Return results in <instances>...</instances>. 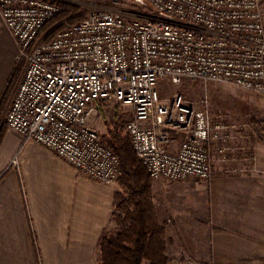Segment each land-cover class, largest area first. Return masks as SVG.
I'll use <instances>...</instances> for the list:
<instances>
[{
	"label": "built area",
	"instance_id": "obj_1",
	"mask_svg": "<svg viewBox=\"0 0 264 264\" xmlns=\"http://www.w3.org/2000/svg\"><path fill=\"white\" fill-rule=\"evenodd\" d=\"M135 3L148 12L95 10L46 37L41 32L60 13V0H0V15L26 60L5 125L88 177L112 184L120 175L118 157L90 119L101 103L129 106L124 128L152 180H207L208 145L228 150L229 125L212 122L207 110L179 93L162 100L158 84L164 78L173 84L215 81L264 94L259 1ZM178 136L172 152L168 145ZM11 164L18 168L17 156Z\"/></svg>",
	"mask_w": 264,
	"mask_h": 264
},
{
	"label": "crops",
	"instance_id": "obj_2",
	"mask_svg": "<svg viewBox=\"0 0 264 264\" xmlns=\"http://www.w3.org/2000/svg\"><path fill=\"white\" fill-rule=\"evenodd\" d=\"M24 66L0 15V264H99L98 241L112 225L114 186L4 124ZM176 138L168 145L172 152ZM224 144L225 152H218V143L208 145L209 179L152 182L171 262L264 264V136L231 133ZM14 156L18 168L11 164Z\"/></svg>",
	"mask_w": 264,
	"mask_h": 264
},
{
	"label": "rangeland",
	"instance_id": "obj_3",
	"mask_svg": "<svg viewBox=\"0 0 264 264\" xmlns=\"http://www.w3.org/2000/svg\"><path fill=\"white\" fill-rule=\"evenodd\" d=\"M258 1L262 15H264V0ZM64 2L76 5L78 10L60 19L56 16L51 22L45 25L41 35L51 37L65 24L77 22L87 13L95 10L121 13L137 11L145 14L148 12L144 4H137L133 0H60V7ZM76 16L78 19L70 22L69 19ZM21 59L24 60L26 65V60L24 58ZM158 90L162 100L167 101L172 95L179 93L196 107L207 110L212 122L222 121L229 125L227 129L228 135L233 133L239 138L250 136L256 139L264 136V94L215 81L186 79L180 84H173L168 78L161 80L158 84ZM6 109L7 106H5V112ZM131 117L132 110L129 106H123L113 102L101 103L91 117L90 124L96 128L102 139L112 129H117L123 136L128 137L124 126ZM2 121H4V116ZM175 140L179 141L180 137L178 136ZM24 141L26 140L24 139ZM120 177L121 175H119L118 179ZM117 180L112 184H108L114 186V194L121 191L118 187ZM106 230L114 232L115 222L113 220L112 225L104 231Z\"/></svg>",
	"mask_w": 264,
	"mask_h": 264
},
{
	"label": "trees",
	"instance_id": "obj_4",
	"mask_svg": "<svg viewBox=\"0 0 264 264\" xmlns=\"http://www.w3.org/2000/svg\"><path fill=\"white\" fill-rule=\"evenodd\" d=\"M78 10L77 6L62 3L58 19ZM78 17H72L70 22ZM0 105V114L3 112ZM103 142L119 160L121 191L114 194L112 220L114 232L102 231L98 241L99 264H171L166 254L165 227L155 213L152 178L137 158L127 136L112 129Z\"/></svg>",
	"mask_w": 264,
	"mask_h": 264
},
{
	"label": "water",
	"instance_id": "obj_5",
	"mask_svg": "<svg viewBox=\"0 0 264 264\" xmlns=\"http://www.w3.org/2000/svg\"><path fill=\"white\" fill-rule=\"evenodd\" d=\"M135 1H139V2H141V0H135Z\"/></svg>",
	"mask_w": 264,
	"mask_h": 264
}]
</instances>
